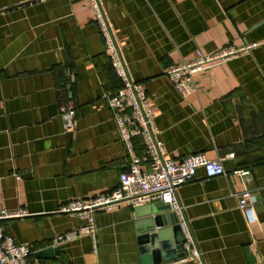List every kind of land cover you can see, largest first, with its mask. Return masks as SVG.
<instances>
[{"label":"crops","instance_id":"1","mask_svg":"<svg viewBox=\"0 0 264 264\" xmlns=\"http://www.w3.org/2000/svg\"><path fill=\"white\" fill-rule=\"evenodd\" d=\"M100 1L130 77L146 90L166 157L205 154L227 172L208 178L199 169L177 190L204 264H264V0ZM253 44L196 75L187 96L167 76L197 51ZM121 86L84 0H0V208L27 214L2 225L33 249L31 264H143L140 231L156 224L142 215L161 202L95 213L96 245L89 235L54 243L86 224L61 208L116 189L131 163L106 99ZM67 102L74 131L60 114ZM134 156L151 170L142 139ZM241 169L251 170L257 200L252 225L238 207L244 184L232 172ZM157 217L155 230L178 222L171 211ZM50 247L53 258L35 256Z\"/></svg>","mask_w":264,"mask_h":264},{"label":"built area","instance_id":"2","mask_svg":"<svg viewBox=\"0 0 264 264\" xmlns=\"http://www.w3.org/2000/svg\"><path fill=\"white\" fill-rule=\"evenodd\" d=\"M84 2L88 3L94 12L95 22L104 41L105 52L111 62L112 70L122 83L121 88L108 94L106 99L120 138L132 157L128 169L120 175L119 186L116 189L92 199L71 200L61 208L59 212L75 214L82 220H86V224L58 235L54 243L59 244L89 235L96 245L95 213L115 210L121 204L139 207L161 202L170 207L184 235L182 250L185 255L180 258V262L192 261L194 264H204L190 224L185 218L184 207L178 199L177 190L192 181L199 169H203L208 178L226 176L227 172L221 161L210 160L205 154L192 155L179 162L166 157V149L159 140L155 114L146 90L141 83L135 82L130 77L102 2L100 0H84ZM257 45L227 46L211 54L197 51L194 58L169 68L167 76L175 89L182 96H187L196 89L194 81L196 75L213 64H224L234 60ZM60 114L65 130L74 131L76 110L70 102L62 104ZM136 139H142L145 144L146 161L150 164V171L143 169L142 159L134 156V140ZM232 174L239 177L244 184V189L239 194L238 207L243 212L246 222L249 225L255 224L257 200L249 188L251 170H235ZM26 215L22 210L8 211L0 208V264H31L33 249L19 244L2 225L6 220Z\"/></svg>","mask_w":264,"mask_h":264},{"label":"water","instance_id":"3","mask_svg":"<svg viewBox=\"0 0 264 264\" xmlns=\"http://www.w3.org/2000/svg\"><path fill=\"white\" fill-rule=\"evenodd\" d=\"M163 205L164 206L162 207V210L155 208L153 211L151 207L148 214L142 215L149 217L148 223L152 222L153 224H156L152 228L150 227L151 225L147 223L148 228L146 230L140 231L142 235L140 241L142 243L141 253L143 264L168 263L182 258L185 255L182 250L184 235L177 221L174 230H155L156 227L161 226L160 224H162L163 221L159 217L152 218L153 214L161 211H170V207L168 205ZM56 254L57 250L50 247L36 252L35 256L39 259H51Z\"/></svg>","mask_w":264,"mask_h":264}]
</instances>
